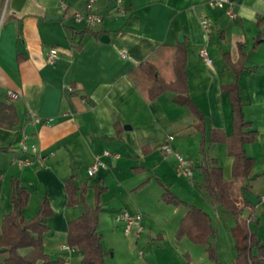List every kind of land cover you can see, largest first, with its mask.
Wrapping results in <instances>:
<instances>
[{
    "label": "crops",
    "instance_id": "1",
    "mask_svg": "<svg viewBox=\"0 0 264 264\" xmlns=\"http://www.w3.org/2000/svg\"><path fill=\"white\" fill-rule=\"evenodd\" d=\"M233 1L234 19L204 0H97L94 8L102 21L88 29L64 16L58 0H0V234L2 219L12 210L10 183L17 179L28 193L21 212L25 220L35 217L44 199L51 209L44 252L64 264H80L82 252L66 246L67 226L84 208L95 207V190L102 189L98 232L105 264H216L205 246L176 238L187 208L163 203L165 187L208 214L214 229L210 245L218 261L236 264L235 220L200 187V124L177 94L165 92L147 101L128 76L140 64L159 58L163 47L183 44L189 97L204 116L206 153L230 182L237 205L248 202L240 217L264 243V0ZM65 2L83 12L86 0ZM201 15L211 21L208 31L200 24ZM102 35L107 43L100 41ZM50 48L58 50L52 64L46 61ZM235 81L244 118L255 131L253 142L244 147L254 161L244 180L231 178L226 145L209 142L211 130L232 133V104L225 87ZM7 91L18 93L19 99L10 100ZM169 135L173 150L192 163V179L176 173L175 158L163 154ZM23 140L37 152H22ZM106 151L111 155L104 156ZM18 158L29 164L19 166ZM96 159L103 165L89 177ZM69 178L85 188L83 205H67L64 184ZM151 180L161 189L163 206L158 207L163 215L141 196ZM121 210L141 214L138 236L125 235L123 225L114 221ZM145 232L149 236L142 237ZM5 258L0 255V264Z\"/></svg>",
    "mask_w": 264,
    "mask_h": 264
},
{
    "label": "trees",
    "instance_id": "2",
    "mask_svg": "<svg viewBox=\"0 0 264 264\" xmlns=\"http://www.w3.org/2000/svg\"><path fill=\"white\" fill-rule=\"evenodd\" d=\"M243 57L241 53L239 61L241 66ZM185 68L186 51L183 44H177L163 47L159 58L149 59L144 64H140L131 70L128 76L145 100L151 101L165 92H171L181 97L182 103L195 116L200 124L198 131L202 135L199 150L202 163L198 171L203 182L200 187L207 193L213 205H220L228 210L235 220L232 235L236 246V264H263L264 243H261L256 233L249 228L248 222L240 217L242 209L249 205L248 202L242 200L241 204L237 205V201L230 194V182L224 179L217 161L210 159L206 153L204 116L189 97ZM233 69L237 74L239 69L237 67ZM225 91L232 104V133L226 136L219 130H211L209 142L226 145L227 155L232 158L231 178L244 180L254 164L253 159L246 155L244 147L253 142L255 131L249 130L250 124L244 118L243 103L237 82L225 87ZM64 186L67 205H83L85 188H77L73 178L66 180ZM10 188L12 210L2 219L0 234V255H6L4 263L64 264L61 259L49 258L43 249V236L49 231L46 219L51 216L48 202L45 199L42 200L38 213L27 221L22 217L21 212L27 204L28 193L17 179L11 180ZM102 191V189L95 190V207L84 208L80 216L67 226L66 246L82 252L80 264H105L102 236L98 232ZM161 200L166 205L175 207L184 205L187 208L184 218L179 223L176 238L178 240L187 238L194 244L205 246L208 258L220 264L215 249L210 245L214 229L208 214L181 201L165 187H163ZM25 249L28 251L25 254L21 253Z\"/></svg>",
    "mask_w": 264,
    "mask_h": 264
},
{
    "label": "built area",
    "instance_id": "3",
    "mask_svg": "<svg viewBox=\"0 0 264 264\" xmlns=\"http://www.w3.org/2000/svg\"><path fill=\"white\" fill-rule=\"evenodd\" d=\"M97 0H86L83 12L70 9L66 4L65 0H58L59 9L63 13L64 16H70L76 23L83 24L88 29L95 28L98 24L101 23L102 17L95 11L94 5ZM205 4L211 9H221L226 17L230 19H234L236 17L235 7L236 3L233 0H204ZM200 24L205 31L211 26V21L205 16H200ZM200 57L207 63L210 64V59L207 56L205 50H200L199 52ZM58 57V50L56 48H50L46 54V61L49 64L55 62ZM7 97L10 100H17L19 99V94L13 91H7ZM173 136L169 135L166 137L164 146L162 148L163 154L165 156L172 155L175 158V170L176 173L179 175L184 176L187 179L193 178V165L192 163L184 158L181 154L173 150L171 143L173 142ZM19 148L22 152H32L36 153L37 148L34 145L29 146L23 140L19 144ZM104 156H110V152H104ZM117 157V155H114ZM15 162L19 166H26L29 164L28 159L18 158ZM103 164L100 160L96 159L92 166L88 169L87 174L89 177L95 174L96 169ZM113 219L116 223H121L123 225V233L125 235L134 232L136 236H138L142 230V216L140 213L130 214L125 210L118 211L113 215Z\"/></svg>",
    "mask_w": 264,
    "mask_h": 264
},
{
    "label": "rangeland",
    "instance_id": "4",
    "mask_svg": "<svg viewBox=\"0 0 264 264\" xmlns=\"http://www.w3.org/2000/svg\"><path fill=\"white\" fill-rule=\"evenodd\" d=\"M184 157V156H183ZM176 172V170H175ZM161 189L159 188V184L156 180H151V183L149 184L148 188L144 191L143 196L144 200L147 201L149 203V205L152 206L153 211H156V213H158V215H163V211H160V207L158 206H163L162 203H160V199H159V195H160ZM231 196L234 198L235 194L233 192H231ZM136 197H140V195H136ZM145 234H147L149 236V232H145L142 237L145 236ZM155 239H152V242ZM150 242V240H148ZM187 244H189L188 241H184ZM141 245L143 243H140ZM151 246V245H150Z\"/></svg>",
    "mask_w": 264,
    "mask_h": 264
},
{
    "label": "water",
    "instance_id": "5",
    "mask_svg": "<svg viewBox=\"0 0 264 264\" xmlns=\"http://www.w3.org/2000/svg\"><path fill=\"white\" fill-rule=\"evenodd\" d=\"M47 19H54V20H57L58 18H53L52 16H47ZM182 38H183V34L182 33H180L179 35H178V43H181L182 42ZM100 41L102 42V43H107V41H108V37H107V35H102L101 37H100Z\"/></svg>",
    "mask_w": 264,
    "mask_h": 264
}]
</instances>
